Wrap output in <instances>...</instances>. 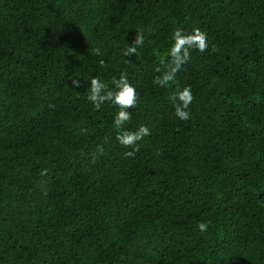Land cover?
I'll list each match as a JSON object with an SVG mask.
<instances>
[{"label": "trees", "instance_id": "16d2710c", "mask_svg": "<svg viewBox=\"0 0 264 264\" xmlns=\"http://www.w3.org/2000/svg\"><path fill=\"white\" fill-rule=\"evenodd\" d=\"M197 27L182 121L153 77L174 29ZM122 71L128 127L152 130L134 158L119 108L87 98ZM0 264H264V0H0Z\"/></svg>", "mask_w": 264, "mask_h": 264}, {"label": "clouds", "instance_id": "9594fccd", "mask_svg": "<svg viewBox=\"0 0 264 264\" xmlns=\"http://www.w3.org/2000/svg\"><path fill=\"white\" fill-rule=\"evenodd\" d=\"M171 39L172 45L169 49L168 57L161 60L160 64L155 68L157 75L153 77V84L161 88L176 86L168 97L174 108L173 115L179 120L189 121L191 119L190 107L195 100V96L190 85L179 86L177 75L186 64L191 62L194 50L200 53L208 50V35L199 27L192 29L191 32L176 28ZM144 40L143 31L137 30L134 39L122 50L123 55L125 57L139 56L138 49L143 46ZM93 51L96 55H102L99 48ZM212 51H217L215 45L212 46ZM99 66L101 68L106 66L103 59L99 61ZM71 84L74 88L81 86V82L78 79L73 80ZM111 85L113 87L106 85L99 77L93 76L90 81V94L87 98L96 111L101 110L102 105L105 104L119 108L113 120V127L117 130L115 139L123 147L131 149L125 155L134 158L135 154L140 151V142L145 137L151 136L152 130L145 124H140L135 129L128 127L132 121L130 109L138 107L139 94L136 87L129 80L127 71L120 72L118 78L113 77ZM81 132L87 134V129L82 128ZM103 154L104 150L101 147L88 155L91 163H95ZM41 175H48V170L43 169ZM210 223L211 221L200 222L197 227L204 233L207 232Z\"/></svg>", "mask_w": 264, "mask_h": 264}]
</instances>
